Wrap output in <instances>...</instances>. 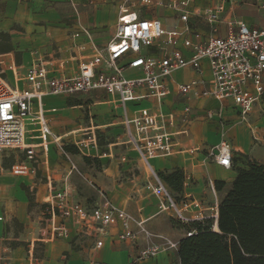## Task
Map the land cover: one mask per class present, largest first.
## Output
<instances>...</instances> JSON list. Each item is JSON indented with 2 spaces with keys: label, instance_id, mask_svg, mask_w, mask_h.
<instances>
[{
  "label": "built area",
  "instance_id": "2783aa9c",
  "mask_svg": "<svg viewBox=\"0 0 264 264\" xmlns=\"http://www.w3.org/2000/svg\"><path fill=\"white\" fill-rule=\"evenodd\" d=\"M195 1L172 0L166 6L184 23L182 28L172 31H167L158 18H141L128 10L121 11L115 35L107 46L94 45L92 55L79 59L72 70L65 68L66 61L56 58L35 62L26 75L28 86L25 89L11 86L0 73V175L36 176L48 163L43 156L49 152L52 143L59 146L71 171L80 174L72 155L65 150L68 143L55 134L62 126L60 120L46 119L43 101L46 97L70 99L102 92L113 99L116 110L123 112L127 144L148 170L145 190L158 199L159 212L184 225L210 219L216 226L218 201L206 205L186 197L184 192L175 195L159 177L152 161L172 157L180 151L199 152V149H186L184 141L182 149L180 140L191 135L190 128L196 119L191 105L193 100L229 101L242 121H247L256 105L264 99V28L239 20L229 23L227 34L220 36L222 15L229 7L246 4L248 0H217L202 14L210 34L194 32L189 25V7ZM255 1L258 8L264 10V0ZM142 2L146 6L153 4L151 0ZM83 34L91 38L89 31ZM80 35L77 33L76 37ZM149 49H154L155 54L149 53ZM205 62L210 68L209 80L203 77ZM180 70H191L197 77L177 86L178 94L183 97L179 114L175 111L165 113L163 103L172 94L169 79ZM129 72H138L140 76L130 77ZM143 101H156L159 105L140 108L134 117H130L129 104ZM214 116L212 111H205L201 117L212 120ZM225 128L223 124L222 140L209 150L208 155L214 164L231 169L235 155ZM78 133L82 137L71 145L80 154L100 153V134L96 129L78 127ZM36 140L40 144H36ZM7 153L12 154L8 168L4 166L6 159L3 160ZM202 173V165L184 172V186L185 182L193 181ZM208 185L216 193L215 183L209 180ZM51 191L50 200L46 202L51 230L41 237L44 244L68 236L67 224H72L78 235L93 238L95 251L104 247L105 238L113 237V230L119 229L116 241L133 249L131 264L155 260L161 254L179 249L177 241L152 231L147 219L137 217L109 200L90 209L75 201L66 188H51ZM192 234L187 233V236ZM33 263L36 264V260L33 259Z\"/></svg>",
  "mask_w": 264,
  "mask_h": 264
},
{
  "label": "crops",
  "instance_id": "0c3cea01",
  "mask_svg": "<svg viewBox=\"0 0 264 264\" xmlns=\"http://www.w3.org/2000/svg\"><path fill=\"white\" fill-rule=\"evenodd\" d=\"M151 1L153 4L146 6L142 0H0V73L11 86L22 90L28 86L26 83L28 70L39 60L49 61L56 58L66 61V69H74L79 59L92 55L94 45L107 46L115 35L123 10L136 13L141 18H158L167 31L184 26L180 16L166 7L172 0ZM216 2L217 0H196L190 5L189 25L194 32L202 35L210 34V27L202 14ZM238 11L255 13L256 16H239ZM239 20L264 28V10L258 8L255 0L229 7L228 11L222 15L219 35L225 36L228 32V24ZM85 31L90 32L91 38L83 34ZM77 33L81 34L80 37H76ZM10 48L12 50H7ZM149 53L155 54L154 49H149ZM203 68V77L207 80L211 79L208 63L205 62ZM128 74L130 77L140 76L138 72ZM196 77L197 75L191 70H180L171 76L169 86L172 94L164 101L162 107L165 113L175 111L179 114L183 108V97L178 94L177 86ZM84 98L91 101L93 106L85 109L82 101ZM70 101L81 104L71 106ZM43 104L48 121L60 120L62 126L55 131V134L68 145L82 137L78 133V127L96 129L100 134V140L108 143L101 147L100 153L71 154L72 161L80 172V174L75 173L84 178L87 186L93 189L94 206L91 207L86 203L87 198L79 195L77 186L73 183L54 187L50 177L53 172L51 167L67 166L71 171L70 164L55 143L50 145L49 152L43 156L48 161L47 165L42 167L36 176L0 175V264H35L33 259L36 260V264H95L97 262L131 264L130 256L133 249L128 244L116 241L119 229L113 230V237L105 238L104 247L97 251L94 250L93 238L78 235L72 224H67L70 231L68 236L44 244L40 239L43 234H49L51 230L49 221L46 227L38 232L37 237L24 240L28 242L27 250L18 248L16 244L14 248L3 245L4 215L10 212V215L27 226L26 213L22 219L18 216L22 209L26 212L29 204L27 194L22 189L23 185L31 192L37 190L35 203L41 206L46 207V202L50 200L51 188L54 190L66 188L75 201L90 209L109 200L131 214L147 219L148 227L156 233L164 234L178 243L187 237L186 230L172 223L174 219L159 212L158 199L145 190L149 178L148 170L127 144L122 125L123 112L115 109L110 96L102 92H93L70 99L46 97ZM158 105L156 101L131 103L128 106L129 116L134 117L140 108H153ZM191 105L196 119L190 128V138H180L181 148L183 149L184 141L186 149H199V152L190 154L187 151H180L172 157L153 160L152 165L158 173H170L175 170L186 173L192 171L195 166L202 165V175L193 181L185 182L184 195L203 201L206 205H213L217 200L220 205L226 192L216 190V193H213L208 181H213L215 186L219 181L225 182L228 189L236 179L237 173L233 167L225 169L211 162L209 150L221 142L224 124L234 155H245L250 160L264 164V99L256 105L246 122L242 121L238 110L229 101L220 103L209 99L193 100ZM97 106L98 112L95 113L93 107ZM34 108L37 110V105ZM205 111H212L215 114L214 119H203L201 116ZM35 143L40 144V141L36 140ZM75 157L88 168L97 162L102 170L96 175L82 173L74 160ZM85 157L89 160L85 161ZM42 177H46L48 181L42 183ZM19 179H22V185ZM204 193H207L206 197L203 196ZM41 194L42 200L39 199ZM21 206H23L22 209ZM38 250L40 255H37ZM139 264H180V260L176 251L161 254L155 260Z\"/></svg>",
  "mask_w": 264,
  "mask_h": 264
},
{
  "label": "trees",
  "instance_id": "16d2710c",
  "mask_svg": "<svg viewBox=\"0 0 264 264\" xmlns=\"http://www.w3.org/2000/svg\"><path fill=\"white\" fill-rule=\"evenodd\" d=\"M237 14L256 16L243 11ZM69 104L81 103L70 101ZM107 144L99 141L100 147ZM65 150L79 154L72 145L66 146ZM84 160L89 159L85 157ZM4 166L8 168L10 163L5 161ZM233 168L237 177L230 188L227 189L225 182L216 183L218 192H226L219 206L216 226L210 219L189 225L172 220L175 226L193 233L179 243L180 264H264V164L240 154L235 155ZM159 177L175 195L182 194L185 180L182 170L159 173ZM22 189L30 207L34 206L35 198L30 189L24 185Z\"/></svg>",
  "mask_w": 264,
  "mask_h": 264
},
{
  "label": "rangeland",
  "instance_id": "374dc122",
  "mask_svg": "<svg viewBox=\"0 0 264 264\" xmlns=\"http://www.w3.org/2000/svg\"><path fill=\"white\" fill-rule=\"evenodd\" d=\"M83 104L85 106V109H88V107H92L93 103L86 98L83 100ZM94 112L97 113V107H93ZM130 147V146H129ZM57 154L58 151H56ZM11 153L5 154L3 157V160L6 159L7 162L10 163ZM76 164L78 165L80 171L82 173H88L92 175H96L99 171L102 170L101 166L95 162L90 168L86 167L82 162H80L76 157L74 158ZM55 167V169H53ZM51 167L52 174H50V177L52 179L54 187L62 186L63 184L67 183H73L77 186V190L79 192V195L87 198L86 203L90 205L91 207L94 206V197L92 196L93 189L89 188L87 186V181L77 175L75 172H72L69 170L67 166L63 168H59L58 166ZM48 179L45 177H42V183L47 182ZM20 185L23 184L22 179H19ZM43 189V188H42ZM20 190L21 187H20ZM37 190L32 191V194L37 200L36 196ZM43 196H39V199L42 200ZM23 206H21V209ZM26 213V216L28 217L27 220V226H24L18 218L14 217L13 215H10V212L6 215H4L3 219V235H2V244L14 248L15 244H18V248H24V250L28 249V242L24 241L27 239H33L37 237L38 232H40L41 229L46 227L47 222L50 220L49 212L47 211V208L45 206H41L37 202L34 204V206L30 207L29 204L27 206L26 212L22 209L20 214L18 216L22 219V216ZM16 220V222H15ZM22 251V250H21ZM37 255H40V251H37Z\"/></svg>",
  "mask_w": 264,
  "mask_h": 264
}]
</instances>
